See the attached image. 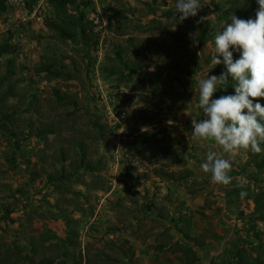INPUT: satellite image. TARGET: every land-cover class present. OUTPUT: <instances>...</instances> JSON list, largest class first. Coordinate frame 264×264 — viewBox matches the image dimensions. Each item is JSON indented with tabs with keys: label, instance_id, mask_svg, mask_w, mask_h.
Wrapping results in <instances>:
<instances>
[{
	"label": "rangeland",
	"instance_id": "obj_1",
	"mask_svg": "<svg viewBox=\"0 0 264 264\" xmlns=\"http://www.w3.org/2000/svg\"><path fill=\"white\" fill-rule=\"evenodd\" d=\"M84 1L90 4L57 11L45 3L40 11L43 23L63 27L83 12L86 40H63L44 24L14 31L0 13V43L15 36L20 48L0 56L3 264H187L178 244L194 249L193 264L235 263L236 250L241 264L264 263L257 154L239 152L232 182L216 185L200 168L214 142L194 140L192 124L184 134L173 123L176 111L165 108L180 98L181 81L198 103V78L214 75V38L233 14L246 18L244 0H201L183 23L175 0ZM44 63L69 77L37 73ZM1 113L13 117L2 123ZM151 117L149 132L164 130L170 141L140 147ZM203 118L199 107L195 120ZM35 127L53 133L29 136ZM81 158L93 169L75 170Z\"/></svg>",
	"mask_w": 264,
	"mask_h": 264
},
{
	"label": "clouds",
	"instance_id": "obj_2",
	"mask_svg": "<svg viewBox=\"0 0 264 264\" xmlns=\"http://www.w3.org/2000/svg\"><path fill=\"white\" fill-rule=\"evenodd\" d=\"M257 3L255 19H240L233 14L231 22L214 38L213 68L223 63L227 71L220 76L207 74L204 78L201 74L198 78V104L204 118L192 120V137L214 142L200 168L210 174L216 185L227 186L232 182L229 174L232 159L239 152H264L261 147L264 144V106L254 103L257 98H264V0H257ZM202 5L201 0H175V16L180 14L176 16L179 23L195 17ZM197 44L198 40L194 39L193 46ZM233 52L240 53L239 59H234ZM229 76L236 82L235 94L213 99L214 93L227 84ZM141 131L149 129L142 127ZM245 196L247 192L241 191V199Z\"/></svg>",
	"mask_w": 264,
	"mask_h": 264
},
{
	"label": "trees",
	"instance_id": "obj_3",
	"mask_svg": "<svg viewBox=\"0 0 264 264\" xmlns=\"http://www.w3.org/2000/svg\"><path fill=\"white\" fill-rule=\"evenodd\" d=\"M48 3L53 9L57 11H64L67 7L78 9L80 6H87L90 4L89 1H84V0H48ZM242 6L244 7L245 12H246L245 20L249 18L255 19L256 12L259 8L257 0H244V3ZM5 9L6 8L4 5V1L0 0V13H3ZM229 12L230 11L226 12V14H229ZM85 17L86 16L83 12H78L76 15H72L70 17V19L67 22L66 27H63L60 24H57L51 20L45 21L44 26L48 29L55 30L57 32V36L63 40L75 41L77 37L79 36L86 40V38L88 37L87 33L89 31L83 25L85 21ZM218 20L220 21L221 18L218 17ZM9 39L10 38L7 37L0 43V56L13 55L16 52L15 45L10 43ZM85 44L87 43L85 42ZM119 54L120 53L118 52L117 53L118 58H120ZM233 57L234 59H239L237 55L235 54V52H233ZM220 59L222 60L223 58L220 57ZM7 64L11 65L12 59H8ZM226 71L227 69L225 65L221 63L220 65L215 66L214 75L220 76L222 73ZM36 72L44 73L46 75H50V76L57 77V78L61 76L69 77V73L56 70L52 63H49V64L44 63L42 65H39V67L36 69ZM7 74L8 75L12 74V71H7ZM235 84L236 82L231 78V76H229L227 84L224 87L219 88L214 93L213 98L216 99L223 95H234L235 94ZM257 102L260 103L262 106H264V98H257L256 100H254V103H257ZM1 117H2L1 121L3 123V122L10 121L13 116L9 113H1ZM151 119L152 117L150 118V120L148 119L146 122H144L145 127L150 124L149 122L151 121ZM52 133L53 131L51 129L47 128V129L42 130L39 127H35L33 130V133H29V136H34L36 138L43 140L46 135L52 134ZM156 133H151L149 131L141 133L140 136L138 137V141L136 144L141 147L143 144L163 143V142L170 141V139L167 137L166 132L164 130L159 131L157 134ZM261 147L264 148V144H262ZM254 160H255L254 166L256 168L258 169L264 168V153L257 154ZM80 168H84L88 171L93 169V167L90 166V164L84 163L82 158L80 159L78 166L75 170L80 169ZM52 178H53L52 175L47 176V180L49 182L53 180ZM60 178H64V177H62L61 175ZM183 239L185 241L192 240V238L186 233L183 234ZM66 240L68 239H65V242ZM177 248L183 254L185 258V262L187 264H193L194 262L197 261L196 253L194 249L191 248L190 246L186 244H178ZM242 254H243V251L236 250L234 255L237 258V262L232 263L230 261H227L226 263H222V264H241L243 260ZM3 262H5V260L0 259V264H3ZM37 264H57V263H55L54 259L44 258V259H41ZM261 264H264V263H261Z\"/></svg>",
	"mask_w": 264,
	"mask_h": 264
},
{
	"label": "built area",
	"instance_id": "obj_4",
	"mask_svg": "<svg viewBox=\"0 0 264 264\" xmlns=\"http://www.w3.org/2000/svg\"><path fill=\"white\" fill-rule=\"evenodd\" d=\"M5 5V18L8 23L13 25L14 31L19 27L29 28L33 25H41L43 23L40 8L48 0H3ZM49 4V3H48ZM13 35V33H10ZM9 42L13 45L17 44L15 36H9ZM16 47V45H15Z\"/></svg>",
	"mask_w": 264,
	"mask_h": 264
},
{
	"label": "crops",
	"instance_id": "obj_5",
	"mask_svg": "<svg viewBox=\"0 0 264 264\" xmlns=\"http://www.w3.org/2000/svg\"><path fill=\"white\" fill-rule=\"evenodd\" d=\"M16 47H17L16 50L19 51L20 50L19 46L17 45ZM23 52L26 53V51L24 50ZM181 76L186 77L184 74H182ZM179 84L184 85L185 82L181 81ZM179 84L177 83L178 86L177 90L182 89V91L179 93L180 98L177 97L175 101H173V103L170 104L167 103L165 108H168L169 105L173 107V109L177 113V116L174 119L173 123L177 124L179 127H181V129L185 130L186 127H188V124H192V120H195L198 117L199 104L194 99H189V97H186L187 87H184V91H183V88ZM184 104H186L185 108L183 106ZM186 133H188V131L185 130L184 134Z\"/></svg>",
	"mask_w": 264,
	"mask_h": 264
}]
</instances>
